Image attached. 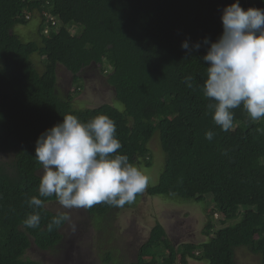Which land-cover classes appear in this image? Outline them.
Here are the masks:
<instances>
[{
    "label": "trees",
    "instance_id": "16d2710c",
    "mask_svg": "<svg viewBox=\"0 0 264 264\" xmlns=\"http://www.w3.org/2000/svg\"><path fill=\"white\" fill-rule=\"evenodd\" d=\"M234 2L0 0V264H47L27 253L33 245L42 251L55 249L66 223L47 229L54 216L64 213L46 207L57 201L55 196L41 197V209L28 204L38 196L41 178L36 140L66 114L87 121L101 113L115 121L122 144L118 151L130 162L150 165V143L160 141L166 163L159 182L145 188L149 196L212 201L213 218L203 243L187 244L178 253L168 238L163 240L158 225L140 248L136 264H176L182 251L203 264H238L236 250L241 247L261 254L264 264V120H252L241 106L233 110V127L222 131L202 92L207 78L203 56L210 47L204 40L221 36L223 9ZM240 4L245 10L264 9V0ZM36 11L43 18L39 36L24 41L15 27L28 23L27 15ZM48 12L61 19L60 28L47 22ZM185 40L190 52L182 48ZM61 67L73 84L67 97L60 92ZM89 70L105 76L123 109L113 103L74 107ZM189 75L191 88L185 83ZM209 130L215 133L211 141L205 138ZM9 153L14 158L4 161ZM117 208L101 203L86 209L91 216H102ZM33 211L40 212L41 224L25 227L23 221ZM218 213L222 219L214 217ZM160 248L172 253L162 257ZM150 255L155 258L148 261Z\"/></svg>",
    "mask_w": 264,
    "mask_h": 264
},
{
    "label": "clouds",
    "instance_id": "9594fccd",
    "mask_svg": "<svg viewBox=\"0 0 264 264\" xmlns=\"http://www.w3.org/2000/svg\"><path fill=\"white\" fill-rule=\"evenodd\" d=\"M39 13L28 16L29 21ZM41 15V14H40ZM49 23L60 28L62 21L51 13L45 14ZM40 18L39 26L42 21ZM223 32L210 44L203 61L207 78L202 86L204 97L210 101L213 121L222 131L234 124V109L243 107L254 121L264 120V9L249 7L245 10L240 0L227 5L222 14ZM49 26L45 34L49 33ZM201 44L194 48L198 51ZM182 48L190 49L185 40ZM193 77H185L187 87L193 86ZM209 130L205 138L213 140ZM116 134V124L107 114L101 113L90 120L66 114L63 120L40 134L36 140L35 157L42 165L43 174L38 196L28 201L30 207L41 209V197L55 196L65 209H85L96 204L122 207L131 204L149 183L142 168L130 162ZM71 223V216L62 213L47 224L48 231ZM41 214L33 211L23 221L28 228H38ZM65 224V225H66ZM75 228V225H72Z\"/></svg>",
    "mask_w": 264,
    "mask_h": 264
},
{
    "label": "rangeland",
    "instance_id": "374dc122",
    "mask_svg": "<svg viewBox=\"0 0 264 264\" xmlns=\"http://www.w3.org/2000/svg\"><path fill=\"white\" fill-rule=\"evenodd\" d=\"M40 18V13H37L28 23L18 24L15 27L16 34L20 35L24 41L36 40L39 36ZM35 61L40 64V58L36 57ZM88 76L89 78L85 81L84 92L74 97V107H95L113 103L119 109L124 108V105L115 99V92L112 87L105 83V76L93 70L88 71ZM70 81L71 74L61 67L59 70V85L60 92L64 97H67L69 92L73 90V84H70ZM150 152L152 154L150 165L146 166L145 163L136 164L149 176L147 187L159 182L166 163V153L160 141L153 140L150 143ZM13 158V153L2 157L4 161H12ZM39 173L42 176V168ZM143 193L140 198L137 196L131 204L126 203V205L112 210L111 214L102 216L90 217L85 209H65L58 201L48 202L46 207L50 210L64 212L71 216V223H67L61 230L64 238H67V240L71 236L72 239H76L75 237L79 236L80 238L74 243V250L70 254L67 253L68 247L61 246V244L60 247L57 246L53 250L44 251L33 245L29 249L27 257L47 264H103L107 260L104 253H107L113 244L119 245L122 251L128 242L132 243L136 240L133 236L137 228L146 233V237H148L150 225H155L156 223H161L166 227L171 237H173L176 230H178V236L183 235L186 232L185 228L189 230L187 235L190 238L195 232L200 234L201 242L206 237L203 233L206 231L210 219L213 218L210 198L204 202H197L194 199H186L179 196L158 195L151 197L146 191ZM214 217L222 219L220 213ZM73 224L75 228H73ZM62 249L66 250L62 251ZM160 249L162 250V248ZM121 251L119 254H121ZM236 257L238 264H262L261 254H254L244 247L236 250ZM113 261L111 264H115L116 261V264L122 263L118 257H114Z\"/></svg>",
    "mask_w": 264,
    "mask_h": 264
},
{
    "label": "flooded vegetation",
    "instance_id": "af4514ba",
    "mask_svg": "<svg viewBox=\"0 0 264 264\" xmlns=\"http://www.w3.org/2000/svg\"><path fill=\"white\" fill-rule=\"evenodd\" d=\"M143 194H141L140 196H142ZM140 196H139V198H140ZM85 211L88 213L86 208H85ZM88 215L91 217V215L89 213H88ZM158 225H160L162 227V230H164L165 234L162 237L163 240L168 238L172 247H174L178 253L180 252L181 248H183V246H185L187 244H192V243L193 244L194 243L200 244V243H203L205 240V238H203V241L202 242L200 241L201 237H200V234L198 232L193 233L191 238L188 237L187 234H188L189 230L186 228H185L186 232L183 235L178 236V230H176L173 237H171L166 227H164L161 223H156L155 225H150V228L148 229L149 230L148 237H146V235H147L146 233H143L141 231V229L139 230V228H137L136 233H134V236H133V238L135 237V239H136V240H134L135 244H134V242H132V243L128 242L127 246L122 251L120 250L121 248H119V245L116 246L115 244H113L114 247L112 246V248H110L107 253H104V254H106L107 260L103 264H111V262H114L113 261L114 257H118L120 262H122L121 264H136V263H138L141 245L143 247L147 243V241L151 238L152 233L154 232V230L156 229V227ZM65 226H63V228ZM82 227H85V226H82ZM71 233H72V230H71ZM62 236H63V238H62L60 244H61V246H67L68 247L67 253L70 254L74 250V247H75L74 243L80 238V236L75 237L76 239H72V236H71L70 239H68V240H67V238H64V235H62ZM185 236H187V237H185ZM193 238H195V239L193 240ZM60 244L58 245V247H60ZM64 250H66V249H62V251H64ZM120 251H121V254H119ZM117 253H118V255H117ZM171 253H172L171 248H165L164 250H162V257H165V255L169 256ZM157 254H158V256L161 257V255L159 253H157ZM183 255H184L186 260H181V261H183V263H181L180 259L183 257ZM196 255H199V253L197 251H196ZM180 256L181 257H179L180 259H177L176 264H203V262L197 261V259L190 258L187 255H185L184 251H182ZM154 258H155L154 255H150L148 257V259H149L148 261H151ZM116 262H115V264H116Z\"/></svg>",
    "mask_w": 264,
    "mask_h": 264
}]
</instances>
